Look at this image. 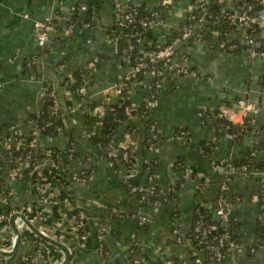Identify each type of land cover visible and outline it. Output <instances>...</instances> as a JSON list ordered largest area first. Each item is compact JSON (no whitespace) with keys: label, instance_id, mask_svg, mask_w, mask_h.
Listing matches in <instances>:
<instances>
[{"label":"crops","instance_id":"obj_1","mask_svg":"<svg viewBox=\"0 0 264 264\" xmlns=\"http://www.w3.org/2000/svg\"><path fill=\"white\" fill-rule=\"evenodd\" d=\"M161 1L100 0L92 12L94 22L89 23V0H0V125H11L9 130H2V138L11 142L13 132L27 134L32 129L27 118L42 110L49 86L57 90L60 100L68 97L67 81L75 69L81 70L86 78L90 109L99 113L111 101L110 86L123 79L128 71V66L115 54L114 44L108 43L107 32L115 7L135 4L153 11ZM221 1L226 9L234 7L235 0ZM82 2L85 9H80ZM191 2L171 0L165 13L164 31L185 20ZM55 16V31L49 42L41 46L34 23ZM69 24H72L71 31L63 37ZM261 29L264 35V21ZM243 38L244 31L239 28L228 34V39L235 42H245ZM62 39L63 43H58ZM156 41L157 34L155 44ZM172 58L175 62L184 60L194 74L162 78L149 116L165 138L182 129L188 130V138L185 142L165 140L154 148L140 142L131 145L134 154L136 145L142 146V180L147 174L146 165L155 166L154 184L161 193L157 206H142L131 194L130 186L123 180L126 166L118 162L117 170L111 168L101 150L90 143L81 113L73 111L65 115L70 135L39 134L37 140L45 151L50 148L63 151V155H56L60 158V169L42 166L35 185L22 179L5 181L0 185V211L10 208V215L20 210L46 235L58 239L62 234L59 241L68 248L75 264H134L129 254L133 245L138 249L136 264H173L174 260L199 264L198 253L203 254V259L205 254L195 253L190 244L174 241L168 227L175 224L187 231L198 201H203L200 203L203 208L212 206L220 192V174L214 168L215 163L246 158L248 150L257 147L249 155L256 164L252 165V174L232 175L222 191L229 204L226 226L231 221L237 223V240L235 247L216 264H264V240H260L259 235L260 224L264 223V202L260 200L264 194V105L256 113L246 114L250 130L238 138L220 131L212 115L222 105L235 108L239 99L259 100L264 93V58L252 57L244 48L229 52L193 39L178 43ZM152 87V79L143 78L128 94L131 104L147 102ZM241 120V115H235L232 121L241 123ZM126 132L119 128L115 142L124 141ZM203 142L213 145L205 157L196 152ZM69 148H72L70 152ZM2 149L0 147V173L6 165ZM177 162L194 169L204 177V182L183 178L182 170L174 167ZM84 168L90 173L87 184L71 179L73 172ZM180 178L184 180L172 202L168 192ZM2 193L6 198L1 197ZM171 205L177 207L178 213L170 220ZM73 208H82L90 219L85 236L77 233L75 218L69 212ZM110 208L113 214H108ZM118 211L144 212L149 218L147 228L139 227L136 218L115 217ZM15 223L21 232V242L9 264H23L20 259L25 255L36 258L38 264L62 261L61 248L42 242L21 220L16 219ZM103 226L107 229L99 240L97 229ZM13 241L9 222H0V249L11 250ZM99 241L106 249L104 254L98 249ZM6 260L7 257L0 256V264Z\"/></svg>","mask_w":264,"mask_h":264},{"label":"built area","instance_id":"obj_2","mask_svg":"<svg viewBox=\"0 0 264 264\" xmlns=\"http://www.w3.org/2000/svg\"><path fill=\"white\" fill-rule=\"evenodd\" d=\"M211 0H192L190 7L187 11V16L185 20L175 26H173L170 30L164 31L167 26L165 21V16L161 15L158 10L150 11L148 16L143 18H137V13L139 11V5H128L127 7H121L119 4L114 9V18L112 22V28L115 27V39L116 40H129L132 41V48L136 49V53L134 55L131 54L129 48L122 47L119 59L121 62L128 66L127 74L123 79L114 82L110 86L111 91V101L105 104L99 113L95 114L102 116L107 110V105L109 103H118L124 100L125 94H129L130 90L139 85L143 79H139L138 73L140 71H144L143 78L148 77L152 79V88H151V96L150 99L146 102L145 107L151 109L156 103V97L158 93V89L160 86V80L167 75L171 76H181V75H191L194 74L193 70L189 68L185 64V61L175 62L172 58V53L175 46L183 40H199L204 42L203 34L205 32L213 33L216 37H221L223 33L214 30V23L218 21L219 18L233 27L242 29L244 31V41L245 42H232L229 43L228 40L224 38H220L216 41L217 47L220 49H234L238 44L246 45L245 50L249 53L250 56L256 57L260 56L264 58V49H258L257 43L255 41L254 36L252 35V25L262 26V22L264 21V0H254L253 3H243L242 5H238L235 0V4L233 8H229L221 10L220 15H212L209 12V5ZM171 5V0H162L160 2V6L163 10L169 9ZM80 9H85V5L83 2L80 4ZM55 19L46 17L44 20L36 21L34 23L36 36L39 44L41 46H45L49 42V37L52 32L55 31L54 24ZM138 26L140 30H131L125 31L127 27H135ZM72 28V24L67 25V27L63 31V37H66ZM251 29V30H250ZM155 31L157 34L156 41V50L151 52L143 51L141 46L145 43L150 42L146 38L147 32ZM162 33V34H161ZM228 39V34H224ZM108 43L114 44V39L108 36ZM137 54V55H136ZM83 82L86 84V78L83 77ZM73 83V78L70 77L67 81V85H71ZM82 85L78 88L77 92L81 96H86V86ZM0 83V88H1ZM67 86V87H68ZM68 98H70L74 103L73 111H78L82 115V110L80 105L74 102L73 95L70 96V92H68ZM46 96L51 101V105L49 106V110L53 114H57L59 104V95L57 90L53 86H49L46 91ZM264 105V93L261 94L259 100L257 102H250L245 99H239L236 102V107L232 108L226 105L220 106L212 115L217 119H224L228 122H233V118L235 115H241L242 120L241 123L246 120L247 113H256L259 107ZM135 107V105L132 104ZM204 113V112H203ZM217 128L219 130H225L228 128L227 124H218ZM160 132V131H159ZM39 131L37 128H34L31 132L32 139L30 141V146L36 147L37 140L39 136ZM188 132L180 131L178 133H171L165 140L175 139V140H185V137ZM134 131H127L125 135V140L122 142H115V139L107 144V156L113 159L116 162H120L126 166V175H131L136 171V162H135V154L133 149L134 138L132 135ZM3 143V146L8 147L13 142L15 143L16 149H21V140L11 142H6L2 136H0V143ZM148 147L154 148L155 143L151 140L146 142ZM132 145V146H131ZM72 148H69V152ZM60 158L58 156H53L50 159L45 161V164L49 165L52 168H56V165L59 164ZM111 165V162H109ZM152 165L147 164L146 172L144 179L140 180V182L130 187V192L132 195L139 194V203L142 204V201L147 200L148 198H153V207L157 206L159 203L157 197L160 194L159 190L154 184L153 173L151 172ZM175 168H179L183 172V178L190 177L191 168L185 166L183 162H177L174 164ZM38 168V163L34 165L31 164V155L25 154L24 156H20L16 159L15 164L11 165V170L9 172L8 180L13 179H22L25 174H32V169ZM214 168L224 174L226 178L220 184L221 194L215 199L212 206L208 209L212 214L213 220L209 222H204L202 217L197 220L192 228V231L196 235L201 236H210L212 238V243L205 244L202 249L207 250L206 256L211 264L214 262L221 261L223 257L231 251L236 242L231 240V232L224 228V230H219L218 226L225 227L226 223L229 220V204L224 200L222 195V191L227 188L229 176L234 174H241L243 176H247L252 174L253 169H248L247 165H241L239 167L233 166L228 160L220 161L214 164ZM38 173L40 172L37 171ZM38 173L35 177H38ZM199 176V175H198ZM71 179L78 183H83L84 178L79 176L77 172H73L71 174ZM195 179V178H194ZM37 180V179H36ZM196 180V179H195ZM197 182H199L197 180ZM175 190L174 186L172 189H169V193ZM261 201L264 202V194H262ZM18 211V210H15ZM13 211V212H15ZM20 211V210H19ZM12 212V213H13ZM22 212V211H21ZM78 219L75 218L76 228H81L85 225L84 219L85 215L83 212L78 211ZM11 215V214H10ZM5 214L3 211H0V222H8L9 216ZM124 213L121 211L115 212V217H123ZM73 216V215H72ZM133 218H136L138 221V226L142 227L149 223V218L145 215H141L139 212L133 213L130 215ZM106 227H100L97 229L99 240H101L106 231ZM219 230V231H218ZM171 235L174 240L178 243L191 244L190 237L181 238L177 235V227L173 224L171 229ZM62 234L59 235L58 240L62 239ZM42 245V242L40 243ZM40 245V247H41ZM99 251L102 253L103 245L99 241L98 246ZM131 250V249H130ZM20 261L23 264H38L36 258L31 256H22ZM68 264H75L73 261H69Z\"/></svg>","mask_w":264,"mask_h":264},{"label":"trees","instance_id":"obj_3","mask_svg":"<svg viewBox=\"0 0 264 264\" xmlns=\"http://www.w3.org/2000/svg\"><path fill=\"white\" fill-rule=\"evenodd\" d=\"M238 5H242L243 3H253L254 0H236ZM100 2V0H89L88 3V8H87V13H88V20L89 23L94 22V15H93V10L94 7ZM209 12L212 13V15H220L221 10H226L225 7H223V3L221 0H211L210 5H209ZM155 10H158L161 15L165 16V13L167 10H163L161 6L157 7ZM150 14V11L145 9L144 6H139V11L137 13V18H143L145 16H148ZM115 27L112 28V25L110 27V30L107 32L109 37H112L114 39V50L115 54L117 56H120V52L122 47L129 48L131 51V54L134 55L136 53V49L132 48V41L131 39L129 40H116L115 39ZM236 27H233L232 25L228 24V22L223 21L222 19L219 18L218 21H215L214 23V30L223 33L220 38H224L225 40H228L229 43L235 42L232 40L227 39V37L224 34H229L231 31L235 30ZM131 30H140L137 25L135 27H127L125 31H131ZM251 30V29H250ZM252 35L255 38V41L257 43L258 49H264V35L262 33V29L258 25H252ZM155 37H156V32L149 31L146 33V38L148 41L141 46L143 48V51L145 52H151L156 50L155 46ZM203 38L205 39V43H209L217 47L216 41L219 40V37L214 36L213 33L210 32H205L203 34ZM64 39L60 40L58 43L62 44ZM218 48V47H217ZM242 48H246V45L238 44L237 47L234 49H223L229 52H234L241 50ZM220 49V48H219ZM137 55V54H136ZM72 78H73V83L69 86V92L70 96L73 95L74 102H76L78 105H80L81 110H82V119H83V124L85 126V129L88 133V139L90 143L96 147L97 149L101 150V154L106 157V159L111 162V168L113 170H117L119 168V163L114 161L113 159L109 158L107 156V150L105 147H107V144L112 140V138H115V135L119 128H123L124 131H134V134L132 137L134 138V141L136 143L140 142L143 146H146V142L151 140L152 142L155 143L156 145H159L160 143L162 144L165 142V137L162 136L159 132V129L157 125L150 119V109L146 108V102H142L141 104L137 106H132L128 94H125L124 100L122 102L118 103H109L107 105V110L105 113L100 116L97 115L93 112V109H90L89 104H88V98L87 96H81L78 94L77 90L80 86L84 84L83 80V73L81 70L75 69L71 73ZM144 71H140L138 73L139 79H143ZM86 86V84H84ZM47 102L42 108L41 111L37 113H32L30 116L27 118V122L32 124V129L27 133V134H17V132H13L12 134V140L17 141L21 140V149H16L15 143L13 142L10 144L8 147L3 146V143L1 142L3 146V157L5 159H8L13 166L15 164V161L18 157L24 156L25 154H30L31 155V164L34 165L35 163H38V168L32 169V174H25L22 178V180H26L31 182L33 185L36 183V174L38 173L37 171L43 170L42 166H48L47 169H51V167L47 164H45V161L50 159L51 157L55 155H63V151H58L55 148H50L49 151H45L42 149V147L37 143L36 147L30 146V141L32 139L31 132L34 128H37L38 131L40 132L39 134H44L48 135L51 137H57L59 135L67 134L70 135L69 129L67 127V124L65 122V115L70 113L72 109L74 108V103L73 101L65 97L63 100H58L59 108L57 114H53L49 110V106L51 105V101L49 98L46 96ZM134 119V120H132ZM216 125L218 124H227L228 128L225 130H220V131H226L233 135L235 138L241 137L243 134L247 133L250 130V126L247 121H244L242 123H233V122H228L224 119H217L215 120ZM11 128L10 124H1L0 125V136L2 134V130H9ZM180 131H186L188 130H177L175 133H178ZM174 133V132H173ZM188 138V133L185 137V140ZM185 140L183 142H185ZM213 145L212 144H205L204 142L199 144V147L197 148V153H199L202 156L209 155L211 150H212ZM255 147V146H254ZM257 148V147H255ZM252 148L248 150V155L246 158L242 159H229L228 161L235 167H239L241 165H247L248 169L252 168V165L254 164L253 160L249 157L250 152L255 149ZM104 149V150H103ZM66 151V150H65ZM58 156V157H59ZM204 156V157H205ZM252 161V162H251ZM147 166V165H146ZM155 167V166H154ZM154 167H152L151 172L153 173ZM56 168L60 169V164L56 165ZM256 168V166H255ZM53 169V168H52ZM216 170V169H215ZM45 172H48L47 170H44ZM217 171V170H216ZM220 181L219 184H221L226 176L220 172ZM78 175L84 178V183H88L90 179V173L89 171L84 168L80 172H78ZM190 177L195 178L196 180L200 182H204V177L203 176H198L197 172L192 169L190 172ZM231 178V176H229ZM183 178L176 179L173 182V185L170 187V190L174 186L175 190L171 193L168 192V195L170 197L169 200L172 202L175 200L178 188L180 186V183L183 182ZM160 193V192H159ZM198 194V192L195 194V196ZM221 194V191L216 194L215 199ZM6 194L2 193L1 197H5ZM161 193L158 195L157 199L158 201L160 200ZM136 199L139 200L140 195L136 194L135 195ZM6 198V197H5ZM153 198H148L147 200L142 201V206L148 205L153 207ZM203 202L202 200H199L198 203L195 206V209L192 213V219H191V227L187 231L181 230L179 227H177V235H179L181 238H186L190 237V249L193 250L195 253H198V251H202L205 254V258L199 262V264H211L206 256V251L203 250L202 247L205 244L212 243V238L210 236H201V235H196L192 231V228L197 220H199L200 217H202V220L204 222H211L213 218L211 217L212 214L210 209L208 208H203L200 203ZM171 213H170V220L171 216H175L178 213V209L175 205H171ZM111 212L109 211L108 214H113V209L110 208ZM12 211V209H8V211L4 212L5 214H9ZM85 219L84 223L85 225L81 228H77V233L81 236H85L87 229L85 227H88V223L90 221L88 215L84 213ZM131 214L124 213L123 217H131ZM72 216V215H71ZM112 216V215H111ZM73 217L78 219V214H74ZM117 218H122V217H117ZM214 221V220H213ZM236 222L231 221V223L228 226L222 227L221 225L218 226L219 230H224L227 229L231 232V240L236 241L237 240V235H236ZM147 224L143 225L141 228H147ZM173 224L169 225L170 229V235H171V229H172ZM218 230V231H219ZM260 240H264V223L260 224ZM172 236V235H171ZM174 239V238H173ZM40 241V240H39ZM42 241V240H41ZM175 241V240H174ZM43 242V241H42ZM103 254L106 253V249L103 247ZM137 246L133 245L131 246V250L129 251V254L131 256L132 262L135 263L136 260V254H137ZM30 256V255H29ZM216 264V262H214ZM213 263V264H214ZM219 263V262H218ZM15 264V263H13ZM173 264H182L179 260H174Z\"/></svg>","mask_w":264,"mask_h":264},{"label":"water","instance_id":"obj_4","mask_svg":"<svg viewBox=\"0 0 264 264\" xmlns=\"http://www.w3.org/2000/svg\"><path fill=\"white\" fill-rule=\"evenodd\" d=\"M0 147L3 148L1 143H0ZM135 161H136V171L131 175H125L123 179L124 182L128 184V186L130 187L137 185L140 182L142 178V174H143V154H142V146L140 143L136 145ZM10 170H11V163L8 159H6V165L4 166V168L2 169L0 173V185L5 183V181L8 178ZM78 211L85 213L82 208H73L69 212L72 215H74ZM139 213L141 215H145V213L142 211H140ZM16 219L21 220L26 225V227L29 228V230H31V232H33V234L37 236L39 239L61 248V250L64 253V258L58 264H68L69 263V261L71 260V257H70L71 255H70L68 248L65 246V244L56 238H52L50 235H46L44 232L34 227L29 221V219L21 211L18 210V211L11 213L8 219L10 228L14 235L13 247L11 250L0 249V256L7 257V260L5 261L4 264H9L11 259L15 258V256L17 255L19 251V246L21 242V232L19 228L17 227V224L15 223ZM198 257H199V260L201 261L203 260L202 253H198Z\"/></svg>","mask_w":264,"mask_h":264}]
</instances>
